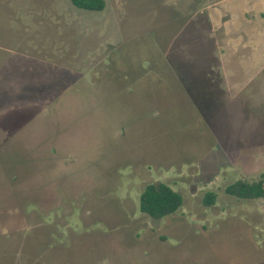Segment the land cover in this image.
I'll return each mask as SVG.
<instances>
[{
	"label": "rangeland",
	"instance_id": "1",
	"mask_svg": "<svg viewBox=\"0 0 264 264\" xmlns=\"http://www.w3.org/2000/svg\"><path fill=\"white\" fill-rule=\"evenodd\" d=\"M105 1L0 0V264H264V0Z\"/></svg>",
	"mask_w": 264,
	"mask_h": 264
},
{
	"label": "trees",
	"instance_id": "2",
	"mask_svg": "<svg viewBox=\"0 0 264 264\" xmlns=\"http://www.w3.org/2000/svg\"><path fill=\"white\" fill-rule=\"evenodd\" d=\"M79 9L101 12L106 8L105 0H71ZM229 196L244 200L264 198L263 180L249 182L237 181L226 188ZM217 195L211 193L204 199L206 206L216 204ZM183 206L182 195L165 183H151L140 197V210L152 219L159 220L177 213Z\"/></svg>",
	"mask_w": 264,
	"mask_h": 264
}]
</instances>
